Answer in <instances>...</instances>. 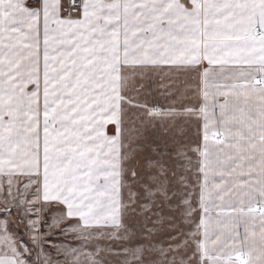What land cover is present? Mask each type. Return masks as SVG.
Segmentation results:
<instances>
[{"label": "crops", "instance_id": "0c3cea01", "mask_svg": "<svg viewBox=\"0 0 264 264\" xmlns=\"http://www.w3.org/2000/svg\"><path fill=\"white\" fill-rule=\"evenodd\" d=\"M28 1L0 0V21L13 20V66H28L20 54L30 52L37 100L15 134L13 167L0 155V180L13 177L20 198L29 182L32 202L51 218L59 213L62 226L119 225L124 75L190 70L206 191L198 188V205L221 212L215 221L226 231L244 228L238 242H255L253 264H264V0H79V9L69 0ZM18 69L3 82L27 81ZM216 187L218 200L205 205ZM9 212L0 204V264H35Z\"/></svg>", "mask_w": 264, "mask_h": 264}, {"label": "rangeland", "instance_id": "374dc122", "mask_svg": "<svg viewBox=\"0 0 264 264\" xmlns=\"http://www.w3.org/2000/svg\"><path fill=\"white\" fill-rule=\"evenodd\" d=\"M10 22L13 20L7 18L0 21V155L5 154L4 160L11 168L15 134L20 125L29 124L31 106L37 100L30 98V52L20 54L28 66H13L17 51ZM16 69L21 75L18 79L27 81L16 78L3 82L5 77H16ZM193 78L190 70L153 73L136 69L125 73L117 130L121 167L119 225L62 226L59 213L51 218L32 202L35 190L29 182L21 185L26 191L20 198L14 194L18 183L13 177L0 180V188L6 183L8 189L0 191V204L10 209L12 225L23 238V249L32 262L253 264L255 242L240 244L237 240L244 237L238 235L244 228L232 226L226 231L215 221L221 220V212L212 207L202 212V205H198V188L204 189V184L197 158L200 132L196 117L190 113L197 104ZM16 87L19 97H15ZM45 105L46 100L39 99L38 106ZM107 133H114V127H109ZM218 189L206 195L205 205H214ZM202 213L208 216L210 225H201Z\"/></svg>", "mask_w": 264, "mask_h": 264}, {"label": "built area", "instance_id": "2783aa9c", "mask_svg": "<svg viewBox=\"0 0 264 264\" xmlns=\"http://www.w3.org/2000/svg\"><path fill=\"white\" fill-rule=\"evenodd\" d=\"M69 6L72 9H79L80 8V2H79V0H69Z\"/></svg>", "mask_w": 264, "mask_h": 264}]
</instances>
